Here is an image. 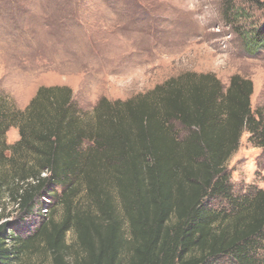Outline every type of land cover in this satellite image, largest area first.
I'll return each instance as SVG.
<instances>
[{"label":"trees","instance_id":"16d2710c","mask_svg":"<svg viewBox=\"0 0 264 264\" xmlns=\"http://www.w3.org/2000/svg\"><path fill=\"white\" fill-rule=\"evenodd\" d=\"M246 44L264 49V22ZM252 93L244 76L194 71L90 110L65 85L39 87L22 110L0 92V203L62 210L24 236L0 223V264L36 250L50 264H264V187L236 195L227 170L243 132L264 150Z\"/></svg>","mask_w":264,"mask_h":264},{"label":"rangeland","instance_id":"374dc122","mask_svg":"<svg viewBox=\"0 0 264 264\" xmlns=\"http://www.w3.org/2000/svg\"><path fill=\"white\" fill-rule=\"evenodd\" d=\"M230 3L225 11V0H0V92L22 110L39 87L65 85L90 110L100 97L126 99L184 71L211 72L224 85L234 74L250 79L251 108H264V49L246 44L264 22V4ZM247 138L227 163L236 195L264 187V150ZM17 139L10 128L7 143ZM49 203L47 213L25 215L4 198L0 223L29 234L53 208L61 219ZM74 237L66 235L70 244ZM15 264L50 257L36 250Z\"/></svg>","mask_w":264,"mask_h":264}]
</instances>
